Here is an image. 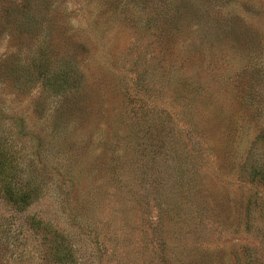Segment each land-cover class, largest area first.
Wrapping results in <instances>:
<instances>
[{
	"label": "rangeland",
	"instance_id": "374dc122",
	"mask_svg": "<svg viewBox=\"0 0 264 264\" xmlns=\"http://www.w3.org/2000/svg\"><path fill=\"white\" fill-rule=\"evenodd\" d=\"M0 264H264V0H0Z\"/></svg>",
	"mask_w": 264,
	"mask_h": 264
},
{
	"label": "trees",
	"instance_id": "16d2710c",
	"mask_svg": "<svg viewBox=\"0 0 264 264\" xmlns=\"http://www.w3.org/2000/svg\"><path fill=\"white\" fill-rule=\"evenodd\" d=\"M13 159L6 145L0 142V199L6 201L16 210H21L34 198L40 195L37 177L28 179L25 183L12 182L10 173L13 170Z\"/></svg>",
	"mask_w": 264,
	"mask_h": 264
}]
</instances>
